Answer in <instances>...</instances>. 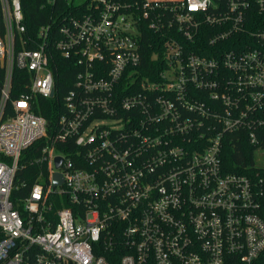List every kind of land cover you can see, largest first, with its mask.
I'll use <instances>...</instances> for the list:
<instances>
[{
	"label": "built area",
	"instance_id": "2783aa9c",
	"mask_svg": "<svg viewBox=\"0 0 264 264\" xmlns=\"http://www.w3.org/2000/svg\"><path fill=\"white\" fill-rule=\"evenodd\" d=\"M46 2L28 36L21 0H0V264H262L264 175L226 172L223 153L264 133V0ZM56 56L76 74L49 131Z\"/></svg>",
	"mask_w": 264,
	"mask_h": 264
},
{
	"label": "trees",
	"instance_id": "16d2710c",
	"mask_svg": "<svg viewBox=\"0 0 264 264\" xmlns=\"http://www.w3.org/2000/svg\"><path fill=\"white\" fill-rule=\"evenodd\" d=\"M24 10L25 25L27 27V35L35 36L38 29L49 22L50 15L53 10L56 9L58 5H51L46 2V0H21ZM55 17V16H53ZM257 19V18H256ZM258 20V19H257ZM257 20L254 19L255 22ZM261 20V19H259ZM214 33L211 28L202 27L201 32L196 37L195 47L200 49V47L209 46V37ZM171 34L167 33L165 39H167ZM179 40L183 45L188 48H193L194 43H189L187 39L182 37L181 34L178 35ZM161 43L163 40L159 35L155 34L151 30H146L141 36V65L138 70H140L143 76L148 77L150 80H154L156 69L159 68V63L153 59L155 51H160ZM189 45L191 47H189ZM193 48V49H194ZM53 60L52 69L56 81L57 95L53 99H38L37 101V113L48 121L49 131H51L58 123V119L61 114L64 113L63 98L66 93L73 88L75 81V70L70 66L68 60H64L59 56L55 57ZM261 144L258 147H254L249 143L240 141L239 143L226 144L223 153V164L225 171L228 173H238L245 174L247 176H254L255 172L264 175V169L255 167V152L258 149L264 150V133L260 134ZM40 144L38 145L41 146ZM36 151H30L23 158L24 162L29 157L37 156ZM27 156V157H26ZM33 157V158H34ZM38 168L36 166H28L25 168L19 176H21V181L17 182L18 189L15 190L13 198L21 200L27 197L34 181L37 179L36 174L38 173ZM32 175V176H31ZM22 183H25L23 187ZM1 239V234H0ZM262 264H264V253L261 256Z\"/></svg>",
	"mask_w": 264,
	"mask_h": 264
},
{
	"label": "rangeland",
	"instance_id": "374dc122",
	"mask_svg": "<svg viewBox=\"0 0 264 264\" xmlns=\"http://www.w3.org/2000/svg\"><path fill=\"white\" fill-rule=\"evenodd\" d=\"M255 164L258 167L264 168V150L260 149L255 152Z\"/></svg>",
	"mask_w": 264,
	"mask_h": 264
},
{
	"label": "water",
	"instance_id": "95a60500",
	"mask_svg": "<svg viewBox=\"0 0 264 264\" xmlns=\"http://www.w3.org/2000/svg\"><path fill=\"white\" fill-rule=\"evenodd\" d=\"M60 162H61V159L58 158V159H57V164H59ZM60 182H61V177H60V175H56V177H55V185H58Z\"/></svg>",
	"mask_w": 264,
	"mask_h": 264
}]
</instances>
